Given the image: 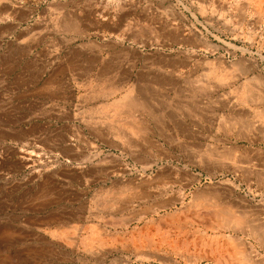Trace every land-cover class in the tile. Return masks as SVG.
<instances>
[{
  "label": "rangeland",
  "instance_id": "obj_1",
  "mask_svg": "<svg viewBox=\"0 0 264 264\" xmlns=\"http://www.w3.org/2000/svg\"><path fill=\"white\" fill-rule=\"evenodd\" d=\"M29 7L49 38L0 41L3 85L43 45L98 55L78 100L113 137L25 138L33 91L0 98V264H264V0H0V21Z\"/></svg>",
  "mask_w": 264,
  "mask_h": 264
},
{
  "label": "crops",
  "instance_id": "obj_2",
  "mask_svg": "<svg viewBox=\"0 0 264 264\" xmlns=\"http://www.w3.org/2000/svg\"><path fill=\"white\" fill-rule=\"evenodd\" d=\"M27 11L22 18L14 16L11 22L0 21V41L9 37L26 40L29 44L47 41L50 34L47 31V16L50 10L48 7H29ZM47 53L45 45L39 51L31 52L28 63L20 65L26 72L21 70L11 86H4L0 80L1 99H5L8 92L20 91L24 81L28 83L29 91H33L27 109L29 122L22 127L23 137L59 141L113 137L109 125L89 120L96 113L97 106L78 100L77 87L82 83L83 76L91 73L92 64L98 62L99 56L93 54L82 58L75 53L70 56L55 53L50 57ZM104 71L107 75H114V65L109 64ZM1 76L3 78L4 74ZM20 112V108L11 111V122H17Z\"/></svg>",
  "mask_w": 264,
  "mask_h": 264
},
{
  "label": "bare ground",
  "instance_id": "obj_3",
  "mask_svg": "<svg viewBox=\"0 0 264 264\" xmlns=\"http://www.w3.org/2000/svg\"><path fill=\"white\" fill-rule=\"evenodd\" d=\"M169 184L170 183H161V184H159L158 186H156L155 188V190H153L154 191V193H155V195H158V196H162L163 194H165L166 193V190H167V188H168V186H169ZM149 194V193H148ZM173 199H175V197H173ZM171 201V200H170ZM96 254V253H95ZM141 259V258H140ZM195 263V262H194Z\"/></svg>",
  "mask_w": 264,
  "mask_h": 264
}]
</instances>
